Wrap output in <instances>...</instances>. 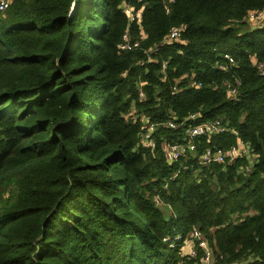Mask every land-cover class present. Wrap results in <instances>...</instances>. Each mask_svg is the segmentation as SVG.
Wrapping results in <instances>:
<instances>
[{
  "label": "trees",
  "instance_id": "1",
  "mask_svg": "<svg viewBox=\"0 0 264 264\" xmlns=\"http://www.w3.org/2000/svg\"><path fill=\"white\" fill-rule=\"evenodd\" d=\"M170 1L13 0L0 13V264H202L198 247L183 252L193 230L216 264H264V23L245 20L264 0ZM127 28L140 49H119ZM142 117L154 149L138 145ZM214 120L229 131L166 161L163 143ZM237 139L253 162L198 165Z\"/></svg>",
  "mask_w": 264,
  "mask_h": 264
},
{
  "label": "built area",
  "instance_id": "2",
  "mask_svg": "<svg viewBox=\"0 0 264 264\" xmlns=\"http://www.w3.org/2000/svg\"><path fill=\"white\" fill-rule=\"evenodd\" d=\"M13 0H0V13H3L7 10L12 3ZM170 2H173L172 0ZM123 12L128 18L129 25L134 21H140L141 18V10H134V8L130 6H125ZM168 12V10H166ZM245 20L251 25H262L264 23V10L263 11H250L247 13ZM181 36L180 28L174 27L171 29L170 33L164 40L163 44H169L173 41H178ZM140 41L132 40L129 29L127 28L121 38V43L119 45V49L121 51H134L140 49ZM152 52L158 51V48H154L150 50ZM150 51H147L149 53ZM224 59L228 61L229 64L233 65V58L225 54ZM257 69L259 70V74L264 76L263 65L256 64ZM222 71H225V67L219 66ZM237 85L238 82L235 81V85H227L226 87V95L229 98L236 97L237 94ZM190 86L197 88L200 86L195 82H191ZM175 90V88H173ZM195 116H191L190 119H194ZM168 129L175 130L177 127L183 125V122L177 124L172 120L166 121L162 124ZM141 132L139 133V142L138 145L140 148L144 149H154L156 143L153 139L154 125L150 124L149 120L145 117L141 118ZM227 127L220 121L214 120L210 122H205L203 124L190 127L186 129L184 136L181 141L173 142V143H163L162 149L166 158V161L169 164L177 162L180 158L185 157L188 153L193 154L198 147L197 140L200 137L211 138L212 136H216L219 134H223L228 132ZM247 157L250 162H253L252 155H250V149L248 145L241 142L237 139L236 144L231 146L228 149H220L216 147H206L202 153L197 157V163L200 166H209L212 164H224L226 162H234L238 158ZM251 158V159H250ZM249 166L245 168L248 171ZM190 244L191 248L187 255L191 258L196 257V247L201 249L202 251V264H216V258L211 248L208 245L206 239L203 238L202 234L198 230H193L188 236L184 239V244ZM227 264V263H220Z\"/></svg>",
  "mask_w": 264,
  "mask_h": 264
},
{
  "label": "crops",
  "instance_id": "3",
  "mask_svg": "<svg viewBox=\"0 0 264 264\" xmlns=\"http://www.w3.org/2000/svg\"><path fill=\"white\" fill-rule=\"evenodd\" d=\"M190 248H191V245L185 243V244H184V247H183V252H184L185 254H187V253L189 252ZM185 250H186V252H185Z\"/></svg>",
  "mask_w": 264,
  "mask_h": 264
},
{
  "label": "rangeland",
  "instance_id": "4",
  "mask_svg": "<svg viewBox=\"0 0 264 264\" xmlns=\"http://www.w3.org/2000/svg\"><path fill=\"white\" fill-rule=\"evenodd\" d=\"M251 159V158H250ZM252 159H254V156H252ZM185 252H186V250H185Z\"/></svg>",
  "mask_w": 264,
  "mask_h": 264
}]
</instances>
